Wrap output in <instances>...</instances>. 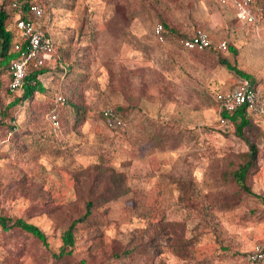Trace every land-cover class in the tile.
<instances>
[{"label":"rangeland","instance_id":"obj_1","mask_svg":"<svg viewBox=\"0 0 264 264\" xmlns=\"http://www.w3.org/2000/svg\"><path fill=\"white\" fill-rule=\"evenodd\" d=\"M65 1L60 7L44 2L45 30L55 42L57 35H90L89 63L82 65L78 49L65 76L61 70L64 80L47 73L44 94L9 109L21 90L0 86V215L21 217L47 236L43 244L27 232L0 228V264H64L53 254L67 223L105 184V177L95 180L101 162L126 173L130 190L106 204L95 230L81 224L69 264H141L138 256L115 257L113 240L131 247L151 236L165 243L168 235L192 244L187 252L162 245L151 264H252L245 253L264 243V120L251 136L260 149L257 170L246 182L251 192L239 191L231 172L248 146L220 121L216 88L209 86L206 95L198 78L212 72L219 54L185 51L178 34L216 25L220 9L196 0ZM157 22L176 32L167 30L168 39L157 42ZM120 35L146 36L138 59L135 43ZM221 56L233 62V55ZM256 79L263 90L264 74ZM72 93L85 107V121L72 127L73 109L63 106L54 132L46 113L58 95ZM117 106L128 116L126 132L108 128L100 116Z\"/></svg>","mask_w":264,"mask_h":264},{"label":"trees","instance_id":"obj_2","mask_svg":"<svg viewBox=\"0 0 264 264\" xmlns=\"http://www.w3.org/2000/svg\"><path fill=\"white\" fill-rule=\"evenodd\" d=\"M29 1L31 0H24L26 4ZM253 2L256 5L259 4L264 6V2L262 0H253ZM9 3L10 0H5L4 4L0 5V75L3 74L6 76L3 80L0 78V86L5 84L8 79L10 62L18 57V53L15 52L12 48L13 44L19 41V36L14 23V16L16 11L9 6ZM61 4H63V1L58 2L55 0L54 6L60 7L62 6ZM45 8L46 7L44 6L43 20L45 18L46 13ZM84 8V12H87V6H85ZM85 21H88V19L86 18ZM162 24L165 28L166 34L168 32L167 30L171 31V28H169L166 23ZM91 32L94 33V30L92 29ZM92 48V44H87L85 47L77 48L75 50L76 52L78 49H80V52L82 51L84 53L82 65L85 66L86 63H89V54ZM228 49L233 55L236 54V50L231 45H228ZM212 51L219 54L217 60L218 63L225 65L229 70L236 72L243 79H248L253 86V82L251 79L252 77L249 73L239 69L235 63H230L227 57L221 56L223 55L221 52L215 50ZM71 54L70 51L66 50H62L59 53L56 49L49 61L44 62L38 67H28L24 77V83L22 86L21 94L18 97H14L12 101H10V103L6 105L5 108L9 109L20 102L32 99L36 91L43 92L45 89L40 80L43 74L50 73L51 77L58 78V76L62 72L61 70L64 69L65 72L63 76H65V74H67L66 72L69 71V67L72 65V63L74 64V61H72L73 59H71ZM77 62L78 61L75 60V64ZM78 64L80 66V63ZM51 73L54 76H52ZM5 89L8 90L6 87ZM72 96L73 93L72 95H70V97L62 96V100L60 102L53 103V105H51L48 111L50 109L56 110L60 119V112L65 108L63 106L72 107V127L75 128V126L81 125L85 121V107L82 104H77ZM113 110L117 114L127 119V115L125 114L124 109L122 107L117 106ZM220 116L230 122V124L233 126L235 135L242 138L248 146L247 151L243 153L241 157L242 160L239 162L237 167L231 172V178L238 186L237 190H244L249 193L251 191L246 182L248 177L254 171L257 170V162L258 157L260 155V149L257 143L251 140V136L255 134L253 130L256 128L255 124L251 119L253 113L248 110L246 106L242 105L237 107L231 113L223 111L221 112ZM7 126L9 130L15 131L14 129L16 127L14 125L7 124ZM95 176L96 181L102 180L105 177V184L99 188L98 192H93L92 195L85 200L83 211H81L78 216L72 218L67 223L66 227L63 229L60 235L61 245L59 247V250L57 253L53 254L56 260L64 264L74 262L72 253L76 240L75 232L81 227V224L82 226H87L91 230H95L100 224V217L105 216L107 212L108 207L106 204L126 194L130 190L129 184L127 182L128 175L124 172H119L110 167H106V165H104V163L102 162L100 163V165H96ZM96 181L94 182L96 183ZM255 196L259 197V195L256 194ZM260 198H262V202L264 203V198ZM164 225H170V223H164ZM0 228L3 231H7L8 229H15L16 231L27 232L32 235L35 239L41 241L43 244H47L46 234L37 225L28 222L21 217L12 219L11 217L0 215ZM164 242L165 243H161L160 241H158L157 236H151L146 241L136 243L135 245L129 247L115 239L113 240L115 249L113 250L112 254L115 257L138 256L143 262L141 264H151L154 258L161 253L162 245H166L168 246V248L179 252H187L190 245L192 244L190 239L179 238L177 236L171 237L170 235L166 236V241ZM246 255L247 253H245V256ZM75 264H83V260L75 262Z\"/></svg>","mask_w":264,"mask_h":264},{"label":"built area","instance_id":"obj_3","mask_svg":"<svg viewBox=\"0 0 264 264\" xmlns=\"http://www.w3.org/2000/svg\"><path fill=\"white\" fill-rule=\"evenodd\" d=\"M46 0H31L27 4L24 0H10L9 6L16 11L14 16L15 28L19 41L13 44V50L18 57L9 64V75L5 87L9 91H18L22 88L24 77L28 67H38L49 61L56 50V42L49 35L43 25L44 2ZM219 5L231 3L235 16L246 24L258 25L264 23V6L254 4L253 0H214ZM153 37L157 42L166 39V31L162 23L157 22L153 26ZM180 44L189 50L212 49L224 53L228 43L225 39L213 40L208 32L201 28L195 29L188 37L182 38ZM62 96L58 95L56 102H60ZM215 100L221 112L231 113L239 106H246L254 115L264 119V91L252 86L249 80L242 79L232 90L218 91ZM104 124L118 132H126L128 122L111 108H104L101 112ZM46 119L51 129L55 132L60 128L58 112L50 109L46 113ZM220 121L227 125L229 122L219 116ZM251 263H264V243H256L246 255Z\"/></svg>","mask_w":264,"mask_h":264},{"label":"crops","instance_id":"obj_4","mask_svg":"<svg viewBox=\"0 0 264 264\" xmlns=\"http://www.w3.org/2000/svg\"><path fill=\"white\" fill-rule=\"evenodd\" d=\"M62 1H63V4L66 3L65 0H62ZM196 1H198L199 5H201V6L206 7L209 5H213L214 7L216 6V7H218V9H220L221 13L218 12L217 17L221 16V18L218 19L217 24L216 25H206L205 23H203V25H206V27H202L201 29L208 32V34L210 35L211 38H213V40L214 39H216V40L225 39V40H227L228 45H231L232 47H234V49L236 50L235 55H233L228 48H227V51L222 53V54L233 55V58H232L233 62L230 61V63H235L239 69L249 73L252 77L251 79L253 82V86L258 88V86L255 85V83H257L256 76L259 77V75L261 76L264 74V23H260L258 25H253V24H246V23L241 22L240 20H238L236 18L235 11H234L233 5L231 3H228L226 5H219L214 0H196ZM233 18L235 19L236 22H235L234 26H229L228 24L231 21V19H233ZM194 31H195V29L192 28L190 31H188L186 33H178V34H182L179 39L181 40L182 38L188 37ZM170 32H171V34H174V32H176V31L173 29ZM249 32H250V34H252V35H249L250 37L248 36L250 40H249V42L244 44L243 40ZM167 34H168V32H167ZM167 34H166V38L168 39L169 35H167ZM144 36L145 35H120V40L123 39L126 42L130 41L131 44L135 43V56L138 59L139 56L143 54L142 47H144V44H145ZM78 38H79V35H67V34L57 35L58 41H56L57 42L56 43V49L58 50L59 53L62 50L70 51V54L72 53L71 55L73 56L75 54V50L77 48H83L87 44L93 45V43H94L93 38L91 39L90 35L82 36L81 40ZM82 39H84V40H82ZM78 40H80L79 41V42H81L80 44H79ZM182 48L185 51H193V50L185 49L184 47H182ZM197 51H199V50H197ZM239 65H241V66H239ZM215 66L216 67L212 70L211 73L205 72V74L200 75V77L198 76V78L202 82V84H201V85H203L202 88H204L205 92L207 93L206 95H208V96L210 94L208 92L209 86H212V89L216 88L217 92L218 91H224V90H232L243 79L236 72L229 70L225 65L217 63V65H215ZM157 68H160V67L157 66ZM44 75H46V74H43V76H41L40 80H41V83L45 89V88H47V84L44 81V79H45ZM58 77L61 78V80L65 79L61 75H59ZM202 78H203V80H202ZM61 80H60V83L59 82L57 83V86L60 85V87H62V85H65V84H63V82ZM170 84L175 86V82H172ZM4 86H5V84H4ZM51 86H52V84H51ZM218 88H220V89H218ZM20 90H22V88ZM45 91L46 90H44L43 92H37L36 91L35 93L44 94ZM262 91H264V89ZM35 93H34V96H35ZM23 102H25V101H23ZM146 103L147 102H145V104ZM220 114H221V111L219 110V116H220ZM251 119H252L253 123L255 124L256 128L260 127L257 123L264 120L263 118L258 117L257 115H254V114H253ZM229 124H230V122H229ZM146 127H147V124H146Z\"/></svg>","mask_w":264,"mask_h":264}]
</instances>
